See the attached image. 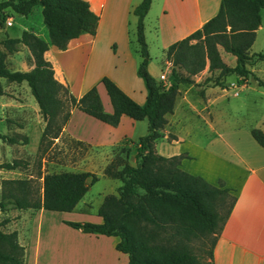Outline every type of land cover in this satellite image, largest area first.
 Listing matches in <instances>:
<instances>
[{"label":"trees","instance_id":"16d2710c","mask_svg":"<svg viewBox=\"0 0 264 264\" xmlns=\"http://www.w3.org/2000/svg\"><path fill=\"white\" fill-rule=\"evenodd\" d=\"M151 1L141 0L133 8L141 55L136 72L146 88L143 103L133 99L108 76H102L101 81L113 107L111 112L103 110L96 86L76 98L54 76L50 61L39 48V36L29 30L24 31V36L35 66L30 71H5L1 66L0 50V76L8 81L27 83L45 121L40 145L51 143L59 136L74 106L111 125H116L122 114L146 119L147 132L136 141L135 164L110 161L103 169L104 174L118 178L122 183L116 193L105 194L98 206L97 213L102 220L65 222L84 232L117 236L115 247L128 254V261L122 264H206L212 259L216 238L236 196L222 179L212 184L201 175L182 169L181 159L190 157L186 153L166 156L156 150L155 144L162 136L166 114L173 111L180 82H194L193 76L207 66L210 74L197 85L224 86L226 76L231 74L236 75L240 85L253 74L250 68L253 58L264 60V48L256 53L249 51L261 24L264 0H220L215 15L167 47L165 56L172 65L169 83L155 78L148 70L144 17ZM34 5L41 6L50 43L61 49L66 47L71 36L84 29L86 22L98 20L86 0H1L0 28L5 27L10 13L27 15ZM219 46L235 55L234 65L223 60ZM257 82L264 88L262 79L257 78ZM250 131L264 146V131L257 127ZM0 136L10 142L16 140L15 136ZM19 165L20 159L0 163L1 168L8 169ZM41 177V193L37 196H33L30 178H4L0 207L12 204L17 208L71 211L89 184L98 179V175L89 170L46 172ZM168 226L171 231H167ZM165 232L169 237L164 236ZM207 233H214L215 237L208 260L199 262L187 241L191 235ZM0 264H24V246L18 242L16 230L0 229Z\"/></svg>","mask_w":264,"mask_h":264},{"label":"crops","instance_id":"0c3cea01","mask_svg":"<svg viewBox=\"0 0 264 264\" xmlns=\"http://www.w3.org/2000/svg\"><path fill=\"white\" fill-rule=\"evenodd\" d=\"M86 1L91 10L98 15V20L86 22L84 29L71 36L63 49L50 43L47 27L41 23L40 5H34L27 15L10 13L6 19L7 24L0 28L3 70L30 71L35 66L33 55L24 36V31L29 30L39 36V48L44 57L50 61L54 76L76 98L90 87L96 86L103 110L111 112L113 107L101 81L102 76L106 75L133 99L143 103L146 88L142 78L136 72L141 55L136 37L137 16L133 12V8L141 0ZM219 4L220 0L151 1L144 17V33L148 51H150L151 43L155 41V33L150 26L152 23H147L153 8L156 10L159 7L155 13V20L164 19L168 25L164 33L166 42L161 43L162 59L158 72L153 71V60L149 55L148 70L155 78L159 79L160 73L169 62L165 56L167 47L201 27L207 19L216 14ZM262 9H264L263 6ZM262 27L264 25L261 11V24L256 30V36ZM219 50L227 64H235V55L232 54V57H229V52L221 46ZM227 58L233 63L227 62ZM250 68L252 73L253 68L258 69L257 60L253 61ZM199 73L193 76L194 82L179 83L173 111L166 114L167 122L161 129L162 136L155 144L156 150L166 156L186 153L190 157L181 159L182 169L201 175L212 184H217L218 179H222L236 196L233 208L216 238L212 249V259L206 264H264V146L252 136L250 130L254 126L229 125L227 122V117L233 112L230 96L239 94L237 90L231 94V90L237 87L241 89L248 87V79L239 85L236 82V75L231 74L225 79L227 87L197 85L196 83H202L210 74L207 66ZM171 78V73H168L166 83H169ZM232 82L237 86L230 87ZM0 87L3 90L0 95H5L11 100L4 101L0 106V113L3 118H6L8 130L19 134L26 133L21 138L15 137L16 140L12 143H25L23 138L29 139L28 132L33 130L40 138L45 121L27 83L8 81L0 76ZM27 104L31 106V109ZM8 106L18 113L20 120H9L4 117L2 112L7 111ZM206 114L210 118H207ZM144 120L146 119H134L127 114H122L119 122L111 125L74 106L60 134H66L90 148L107 152L106 166L111 161L109 156L112 155L115 146L126 139L135 141L134 133ZM146 123L148 126V122ZM262 130L264 131V128ZM192 132L196 133L193 141L188 139L192 137ZM175 144L180 146L173 150ZM130 163L135 164V160ZM11 169L3 168L4 171ZM80 170L94 172L90 167ZM104 176L110 177L106 174ZM88 191L89 189L72 210L85 208L92 202ZM9 210L15 212L13 214L15 217L11 220L7 217L6 223L1 224L0 229L16 230L18 242L24 246V264H35L30 260L34 253H37V249L39 251V245L36 244L33 251L32 243L24 231L33 214H38L40 217L37 227L41 228L42 216L47 209L16 207ZM95 221L100 222L99 219ZM54 231H49L54 240L59 232L69 238L68 248H70V240L76 241L78 249V254L75 253L76 258L72 256L73 253L70 250H66L62 255L67 256L68 260L70 256L75 259L78 256L76 264H122L128 261V254L115 247L118 241L117 236L84 232L69 224L61 226L59 232L57 230L54 233Z\"/></svg>","mask_w":264,"mask_h":264},{"label":"rangeland","instance_id":"374dc122","mask_svg":"<svg viewBox=\"0 0 264 264\" xmlns=\"http://www.w3.org/2000/svg\"><path fill=\"white\" fill-rule=\"evenodd\" d=\"M158 10L159 7H157L156 10L153 8L150 14V20H147L148 24L149 22L152 23L150 26L155 33V41L154 43H151L149 51L150 59L153 60L152 68L154 72H158L159 64H161V43H163V41L166 42L164 33L168 28L164 19H160L159 21H157V19L155 20V13ZM261 11L262 24L264 25V9ZM41 23L45 25L42 18ZM263 48L264 27L258 31L250 50L252 52H259L263 50ZM228 55L229 57H232V54L228 53ZM227 60V62L231 64L233 63L229 58H227ZM256 60L258 62V69L256 70L253 68V74L249 75L248 87L243 89L237 87L231 90V94L235 90H237L239 94L237 96H230L233 112L227 117L229 125L239 124L248 126L250 124L260 129L264 128V88L256 81L257 78L264 81V60L255 57L253 58L252 63ZM224 85L227 87V83ZM222 92H224V90ZM7 100L8 102L11 101L5 95H0V106L1 103H4V101ZM28 107L30 108L31 106L29 105ZM2 113H4V117H7L9 120H20L18 113L11 109L10 106H8L7 111ZM206 116L207 118H210L209 115L206 114ZM146 122L147 121L144 120V122L140 123L139 129L134 133L133 140L135 141L131 142L126 139L113 148L112 155L109 156L112 163H116L117 161L118 163L124 161L134 162V152L137 144L136 138L138 137L137 134L142 135L146 133ZM8 128L6 118H3L0 113V135L15 136L17 138H21L24 134L26 135V133L19 134L16 131L8 130ZM28 137L29 139L27 138L28 140L25 143H12L6 140L3 141V138L0 136V163L12 161L13 159H20V165L14 169L4 171L3 168L0 167V195L4 178H30L34 189L33 196H37L41 193V176L43 173L62 170H80L90 167L98 175V179L89 184L88 196L92 202L87 207L81 209L77 208L71 211L46 210L42 216V225L39 229L37 227V221L40 217L38 214H33L31 215L30 222L26 225L24 231L25 235L32 243L31 248L33 251L34 246L36 244L39 245V251L37 249V253H34L35 255L31 257L30 261L32 263L76 264L78 261V256L77 259H75V253L78 254L76 241H74V239L70 240V248H68L67 240L69 238H66L63 233L59 232V229L61 226H64V224H67L65 220L98 222L95 220L99 219L101 221V217L97 213V207L105 194L117 191L121 181L119 179L104 176L102 169L103 166H105V160L108 158V155L107 152L101 149L90 148L84 143L71 139L66 134H59V136L54 138L51 143L45 142L41 145L39 143L40 138L35 130L29 131ZM195 138L196 133L194 132H192V137H188V139H191L192 141L195 140ZM179 146V144L173 145L175 148L173 150L178 149ZM192 149L194 150V147ZM9 208L16 207L12 204H6L5 208L0 207V222L7 221V217L10 220L15 217L13 215L15 212H11ZM50 230L52 232L53 230L56 232L58 230L59 233H57L56 240H54L53 235L50 236ZM167 231H171L170 226L167 227ZM164 236L169 237L168 232H165ZM68 237H70V235ZM214 237V233L191 235L190 240L187 241L190 250L196 254V259L199 262H205L208 260ZM66 250H70V252L73 253L72 256L75 258L70 256L68 260L67 256L63 257V252H66Z\"/></svg>","mask_w":264,"mask_h":264},{"label":"built area","instance_id":"2783aa9c","mask_svg":"<svg viewBox=\"0 0 264 264\" xmlns=\"http://www.w3.org/2000/svg\"><path fill=\"white\" fill-rule=\"evenodd\" d=\"M171 62L169 61L168 63H166L165 67H164V70L160 73L159 75V79L166 83V81L168 80V73H171ZM230 87H236V83H230L229 85ZM237 92V91H236Z\"/></svg>","mask_w":264,"mask_h":264}]
</instances>
